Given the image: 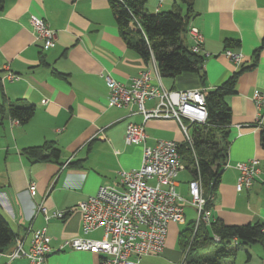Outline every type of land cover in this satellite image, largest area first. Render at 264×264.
Returning a JSON list of instances; mask_svg holds the SVG:
<instances>
[{"label": "crops", "instance_id": "obj_1", "mask_svg": "<svg viewBox=\"0 0 264 264\" xmlns=\"http://www.w3.org/2000/svg\"><path fill=\"white\" fill-rule=\"evenodd\" d=\"M192 2L191 11L184 0H147L146 8L150 12L188 13L191 25L204 35L200 53L206 57V83L201 82L198 73L184 72L176 78H162L164 85L208 91L241 68L225 53L229 40L240 42L230 48L243 53L242 63L253 62L264 39V0ZM33 17L44 18L56 30L53 47L44 48L36 41ZM184 42L190 47L195 44L189 33ZM152 67V60L147 63L127 45L110 0H5L0 8L1 87L9 100L36 107L34 116L24 124L17 123L8 112L0 114V210L16 238L24 239L25 248L30 246L32 230L48 226L52 251L43 264H103L100 254L59 250L64 239L84 235L79 209L48 224L37 209L41 203L50 210L76 207L101 185L123 189L118 171L140 167L143 157L140 143H126V128L129 122L143 123L144 116L131 111L136 106L110 104L105 75L129 83L142 70ZM9 72L20 78L11 80ZM256 91L264 93V46L257 65L241 74L237 92L228 97L232 108L230 165L224 168L211 206L212 220L264 223V148L260 144L264 117L259 120L261 111L253 98ZM45 99L47 102H43ZM155 103L146 102L148 107ZM145 124L150 145L158 139L183 140L174 119L151 118ZM46 141H54L61 149L58 159L34 161L23 153L24 148ZM253 157L260 160L261 173L250 189L238 191L239 170L235 165ZM188 173L189 181L192 175ZM33 182L35 187L31 189ZM178 234L177 223H172L164 251L143 256L140 264H179L186 254ZM102 235L100 228L87 236ZM14 246L0 252V264H29L26 257L10 258ZM255 248V255L264 260V247ZM248 253L252 260L254 254Z\"/></svg>", "mask_w": 264, "mask_h": 264}, {"label": "built area", "instance_id": "obj_2", "mask_svg": "<svg viewBox=\"0 0 264 264\" xmlns=\"http://www.w3.org/2000/svg\"><path fill=\"white\" fill-rule=\"evenodd\" d=\"M31 23L36 41L44 48L53 47L57 41L56 30L41 17H33ZM188 27V33L195 43L192 49L201 52L203 33L191 23ZM225 53L237 65L244 61L243 53L232 48L227 49ZM151 60L153 67L142 70L137 76L132 77L129 83L122 82L110 74L105 75L110 87L108 97L110 104L117 107L136 106L135 109L131 108V111L144 116L143 123L129 122L126 128V143H140L143 146V157L140 167L118 171L123 189L101 185L95 194L80 201L76 207L64 210H50L44 203L38 205L37 211L44 215L47 224L52 219H64L74 209L81 211L84 235L64 239L59 245V250L70 248L100 254L103 264H140L143 256L164 251L170 225L181 221L186 215L184 206L186 201L198 211L196 227L201 222L210 223L212 220L211 207L207 208V204L213 202L217 194L206 192L200 169L198 176L187 182L188 198L178 188L180 185L178 176L181 171L186 170L181 147L184 145L191 149L198 161L191 126L207 121L205 90L166 87L155 58L152 57ZM7 76L11 80L20 78L13 72H9ZM253 98L261 111L259 120L262 121L264 93L256 91ZM150 100L156 102L152 107L146 104ZM151 118L176 120L183 133V140L158 139L155 144H148L145 122ZM14 120L20 123L19 120ZM229 165L227 161L225 167ZM235 166L239 170L236 189L238 191L250 189L261 173L260 160L253 157L247 161L237 162ZM34 184L31 183V189L35 187ZM100 228L103 229L101 238L87 236ZM215 239L220 241L217 235ZM51 241L48 226L45 225L32 230L28 248L24 246V239L16 238L14 250L9 256L11 259L26 257L29 264H43L52 251ZM185 263L184 257L179 264Z\"/></svg>", "mask_w": 264, "mask_h": 264}, {"label": "trees", "instance_id": "obj_3", "mask_svg": "<svg viewBox=\"0 0 264 264\" xmlns=\"http://www.w3.org/2000/svg\"><path fill=\"white\" fill-rule=\"evenodd\" d=\"M5 0H0V8ZM187 2L189 11L192 0ZM120 33L127 45L137 51L148 63L155 58L162 78H176L184 72L198 73L201 82L206 83L205 60L200 52L185 44L190 17L180 11L150 12L146 8L147 0H110ZM239 41L229 40L227 48L239 46ZM264 39L254 53L251 64H241V68L226 81L212 90L205 91L208 111L207 121L192 124L191 132L195 143V154L186 146L181 147L186 170L193 177L198 176L200 169L203 185L207 193L216 192L221 176L228 160L231 143L232 108L228 97L237 92V81L241 74L254 68L258 63ZM58 75L65 77L63 73ZM177 89V88H174ZM8 114L27 123L35 114L34 104H25L21 100L11 101L5 95L0 84V114ZM260 144L264 148V126L260 130ZM23 153L34 161H49L60 157L61 149L54 141H46L41 145L29 146ZM207 204V208L213 205ZM219 236L220 241L215 239ZM234 238H237L235 241ZM179 244L185 252L186 262L190 264H223L226 259L235 258L243 245L260 243L264 247V223L249 222L245 224H228L221 218L210 223L191 220L179 232ZM16 233L12 229L5 214L0 210V252L15 243ZM218 243V248L215 244ZM233 243L235 246H233ZM250 256V254L248 253Z\"/></svg>", "mask_w": 264, "mask_h": 264}, {"label": "rangeland", "instance_id": "obj_4", "mask_svg": "<svg viewBox=\"0 0 264 264\" xmlns=\"http://www.w3.org/2000/svg\"><path fill=\"white\" fill-rule=\"evenodd\" d=\"M188 177H189V173L187 171H181L179 174V181L181 184L179 190L186 198H188V183H187ZM184 206H185L186 215L181 221L177 222V225L179 227V232L183 230L191 220L196 221L198 218V211L196 207L191 205L188 201L184 203ZM218 246H219L218 243L215 244V248H218ZM233 246H235L234 243ZM255 247L262 249V246L259 243H253L250 245L241 246L238 250L236 257L226 259L223 262V264H262L263 262V260L261 259L262 257H259V255H255L256 252ZM247 250L252 254H254V258L252 260H250V256L248 255Z\"/></svg>", "mask_w": 264, "mask_h": 264}]
</instances>
